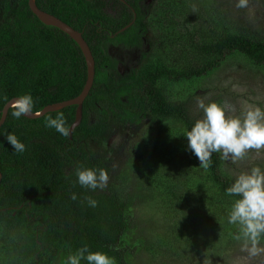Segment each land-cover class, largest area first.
I'll return each mask as SVG.
<instances>
[{"label":"trees","instance_id":"trees-1","mask_svg":"<svg viewBox=\"0 0 264 264\" xmlns=\"http://www.w3.org/2000/svg\"><path fill=\"white\" fill-rule=\"evenodd\" d=\"M15 2L13 4L17 7L14 11L13 6L4 8V13L15 12L13 24L0 28V41L14 44L5 52L9 64L2 66L0 73V88L4 93L0 111L4 103L27 94L33 98L32 113L36 114L46 106L76 98L86 81V65L78 45L70 37L42 24L29 11L27 0ZM38 5L44 12L82 33L94 60V80L82 103L81 122L70 137L47 127V120L63 114L70 127L75 106L48 112L34 120L24 116L14 118V108H10L0 127V218L15 214L18 228L30 233L33 244L32 250L25 249L17 241L13 250L14 258L20 259L17 264H51L62 250L70 253L87 245L91 251H97L110 242L108 236L114 233L112 241L117 239L120 229L116 232L111 227L106 231L96 226L89 229L87 223L82 222V218L90 219V214L79 210V187L72 179H64L62 169L76 164L84 168H105L111 178L112 158L108 155V142L113 132L137 128L144 122L156 128L163 121H178L183 126L180 137L186 149L184 131L190 129L194 122L184 105L169 100L168 88L172 84L198 78L208 69L181 68L188 64L189 48H179L176 57L179 67L176 69L144 66L140 73L131 70L120 75L116 61L106 52L105 47L111 41L105 31L107 29L113 34L130 21V15L122 5L104 0H39ZM107 8L120 17L119 23L112 13L106 12ZM98 27H102V33L96 31ZM145 31V26L137 20L133 27L122 31L123 34L118 32L114 41L131 35L136 41L128 45L137 47ZM192 49L195 56L201 58L237 52L251 65L264 68V38L251 35V32L227 34L214 43L195 45ZM90 113L94 121L88 124ZM9 133H14L25 144L23 153L13 152L5 138ZM162 134L165 133L161 130L158 136ZM187 152L191 163L200 167L198 158ZM220 163V157L213 153L209 166L204 170L207 179L220 197L234 200L236 197L225 195V189L232 180L221 174ZM99 190L88 191L94 195ZM73 193L77 195L76 200L71 199ZM36 197H41L42 202L38 209ZM102 216L107 219L112 215ZM45 233L49 234L46 240L43 239ZM115 254L118 264H125L120 251Z\"/></svg>","mask_w":264,"mask_h":264},{"label":"rangeland","instance_id":"rangeland-1","mask_svg":"<svg viewBox=\"0 0 264 264\" xmlns=\"http://www.w3.org/2000/svg\"><path fill=\"white\" fill-rule=\"evenodd\" d=\"M11 1L0 0V22L4 18L8 25L13 24L15 12L4 13V8L13 6L14 11L17 7L15 0ZM150 2L144 19L148 48L142 51L138 63L132 61V70L140 73L144 66L176 69L179 48H189L190 61L181 68L208 69L198 78L170 85L168 96L171 102L185 106L193 122L203 115L197 107L199 100L224 105L227 115H239L248 104L264 108V68L251 65L237 52L201 58L192 49L227 34L251 32L264 38V0H248L243 9L235 6L236 0ZM88 117V124L93 123L91 113ZM154 127L144 122L137 128L113 132L108 142L112 175L107 187L94 195L76 182L80 164L61 171L64 179H72L79 187V210L90 214V219L82 218L89 229L121 230L117 239L112 241L113 233L108 236L110 242L97 251L106 252L116 264V251H120L125 264H264V252L253 256L243 240L235 239L238 225L227 223L233 200L220 197L205 169L191 163L181 143L183 126L169 120ZM161 130L165 134L158 136ZM217 155L221 174L232 182L254 166L264 168V149L249 150L240 159ZM86 197L95 199L97 206H88ZM35 199L36 209L42 207L41 197ZM101 214L112 216L106 219ZM14 217L0 218V264L20 261L14 258L17 241L25 249H33L32 236L18 228ZM48 238L45 233L43 239ZM257 247L264 248L263 237ZM68 254L62 250L51 264H61Z\"/></svg>","mask_w":264,"mask_h":264},{"label":"clouds","instance_id":"clouds-1","mask_svg":"<svg viewBox=\"0 0 264 264\" xmlns=\"http://www.w3.org/2000/svg\"><path fill=\"white\" fill-rule=\"evenodd\" d=\"M238 9L248 6V0H236ZM123 29V28H122ZM121 29V30H122ZM127 27L124 29L126 30ZM202 110V117L195 120L190 129H185L186 151L191 152L200 162V167L207 169L213 153H220L225 159L243 158L249 150L259 152L264 149V108L248 104L239 115H227L224 105L217 102H197ZM34 101L31 95H21L14 102L12 115L20 119L32 113ZM235 112V109H232ZM47 127L68 137L71 128L63 114L47 120ZM14 153H23L25 144L14 133L6 137ZM77 183L84 189L95 192L107 187L109 174L105 168H78L76 171ZM225 195L236 197L232 201L227 213V223L238 225L235 239L243 240L244 247L251 255L264 252L259 248L261 237H264V168L254 166L249 171L242 172L234 178L231 185L225 189ZM72 200L77 195H71ZM87 204L95 208L97 201L86 197ZM250 245V247H249ZM116 264L115 259L103 251H91L83 245L70 252L61 264Z\"/></svg>","mask_w":264,"mask_h":264},{"label":"flooded vegetation","instance_id":"flooded-vegetation-1","mask_svg":"<svg viewBox=\"0 0 264 264\" xmlns=\"http://www.w3.org/2000/svg\"><path fill=\"white\" fill-rule=\"evenodd\" d=\"M104 1L107 2V3L110 2V4L111 3L112 4H119V5H122L124 7V9L126 10L125 12L127 13V15H130V19H129L130 21L128 23H126L125 25H123L122 28L127 27V29H130L131 27L134 26V24H135V22L137 20H140V22H143V25H144V19H146V11H147L146 10V5L147 6L151 5L152 2H150V1H154V0H139L138 2H136V0H104ZM34 2H35V5L37 6V8L39 10H41L39 5H38L39 0H34ZM27 5H28V0H27ZM28 9H29V7H28ZM29 11H30V9H29ZM41 11H43V10H41ZM117 11H120V9H118ZM108 12L113 14V16H114V18L116 20V23L120 22V20H119L120 17H118V15L116 13H113V12H111L109 10H108ZM49 15H51V14H49ZM51 16H53L54 18L58 19L54 15H51ZM58 20L61 21L60 19H58ZM64 24L67 25L69 28L73 29L68 24H66V23H64ZM5 26H8V23L3 18L2 21L0 22V28L1 27H5ZM52 28H54V27H52ZM73 30L75 32L79 33L81 35V37H82V33H80V31H76L75 29H73ZM101 30H102V27H98V29L96 31L99 32V33H102ZM120 30L121 29H119L115 33L111 34L106 29L105 32H106V34H109L108 37L110 38L111 42L107 43L105 49H106V52L109 54V56L116 61V69H117V71L120 73V75H123L125 72L128 73V72H130L132 70V61H133V63H136V62L138 63V58L140 59V56L142 58V54L141 53H142V51L145 48H148V44L146 42V37H145L146 33L145 32H143L144 35L141 37V42H140V45H139L140 47L139 46L134 47V46H129L128 45V44H131V42H135L136 41V39L132 38L131 35L126 36L123 40L114 41V39L117 37V34H118V32H120ZM138 33H140V31H138ZM13 46H14V44L12 42H10L9 44H5V43L3 44V42L0 41V52L2 51V54H0V73H2V66H5V65L9 64L8 60H7L6 56H5V52H6V50L8 48H12ZM1 78H2V76L0 75V79ZM0 84L2 86V83H0ZM3 99H4V93H3V90L0 88V101L3 100ZM12 99H17V98H12ZM8 102L4 103V105H3V107H2V109L0 111V119L2 117L3 108ZM12 105L9 107V109L10 108H14V106H12Z\"/></svg>","mask_w":264,"mask_h":264},{"label":"water","instance_id":"water-1","mask_svg":"<svg viewBox=\"0 0 264 264\" xmlns=\"http://www.w3.org/2000/svg\"><path fill=\"white\" fill-rule=\"evenodd\" d=\"M86 1H92V0H86ZM28 7L31 11V13L36 16V18L44 25L54 27L63 33H65L68 37H70L79 47L85 61L86 65V81L84 83L83 89L81 93L74 99L68 100L65 102H60L56 104H52L49 106H46L41 112L33 114L30 113L24 117L30 120L37 119L39 117H42L48 112H52L55 110L62 109L64 107L68 106H75V116H74V121L70 125L71 131L69 134V137L71 136L73 130L80 124L81 122V117H82V103L89 94V91L91 90L93 80H94V60L91 55V52L81 37V35L77 32H75L73 29L69 28L67 25H65L63 22L59 21L58 19L54 18L53 16L39 10L37 6L35 5L34 0H28ZM126 28V27H125ZM123 28L120 30V32L124 31ZM16 99L10 100L3 108L2 112V117L0 119V127L4 123L7 111L9 107L15 102Z\"/></svg>","mask_w":264,"mask_h":264}]
</instances>
